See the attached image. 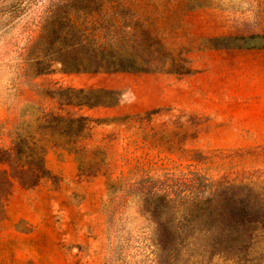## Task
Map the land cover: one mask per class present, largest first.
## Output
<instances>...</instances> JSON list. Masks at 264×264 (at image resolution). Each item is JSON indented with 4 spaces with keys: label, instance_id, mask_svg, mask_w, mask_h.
Listing matches in <instances>:
<instances>
[{
    "label": "rangeland",
    "instance_id": "obj_1",
    "mask_svg": "<svg viewBox=\"0 0 264 264\" xmlns=\"http://www.w3.org/2000/svg\"><path fill=\"white\" fill-rule=\"evenodd\" d=\"M116 2L132 10H120L121 24L140 28L114 71L94 70L84 49L63 56L59 32L44 39L49 0H0V147L21 122L36 138L39 125L47 146L33 188L4 166L13 182L0 264H264V223L250 222L264 212L250 202L264 193V132L244 130L261 119L242 117L264 97V0ZM110 6L96 0L95 16ZM55 59L92 69L63 72ZM51 114L95 121L75 138L79 127ZM77 145L105 149L98 174L80 172L65 149ZM238 178L247 184L217 187ZM212 188L213 215L198 223L190 214ZM182 226H200L204 239L183 240Z\"/></svg>",
    "mask_w": 264,
    "mask_h": 264
},
{
    "label": "trees",
    "instance_id": "obj_2",
    "mask_svg": "<svg viewBox=\"0 0 264 264\" xmlns=\"http://www.w3.org/2000/svg\"><path fill=\"white\" fill-rule=\"evenodd\" d=\"M122 1L130 3V5L134 7H138L139 3V0ZM102 2L111 4V6L109 7V11H106L100 18L99 16H95V11L93 10L96 0H49V5L47 7L49 15L46 19L44 28L45 36L43 37L47 40L59 32L62 36L61 42L58 43L57 41L53 45H60V53L65 57H69L72 53L77 55V50L84 49L88 59L97 60V65L94 70H124L119 66L123 57H132L134 54V46H128L127 41H132L133 34L140 28V25L137 22H130V24L122 22L124 25L121 24L120 20L122 14L120 10L127 9L132 11L129 5H123L122 3L118 5L116 0H102ZM112 3L116 4L114 8ZM128 14L130 13L128 12ZM142 32L151 34L149 30H142ZM61 36L58 34L57 38ZM54 61L62 66L63 72H79L92 69L85 67L86 64L83 59L74 66L66 64L64 60L60 59H55ZM128 69L134 68L128 66ZM50 116L54 117L59 124L69 122V124L79 127L71 131V135L75 138H84L85 135L83 133L90 131L89 123L95 121L89 117L74 116L72 114H57L56 116L51 114ZM48 118V114L42 113L41 116L35 119V123H41L42 119L46 120ZM141 119L142 117L140 115H135L128 116L123 121L131 122ZM34 130L38 138L32 136L33 132L25 131V127H23V123L21 122L15 126V130L11 134V146L9 148L0 147V215L5 206V201L10 197L12 189L13 180L9 176L10 170L7 167L14 166L22 175L27 176L29 180L26 181L30 182V184H28L29 188L38 185L44 176V159L47 146L43 143V130H41L40 126L37 125ZM65 149L75 155L79 163V170L82 174L88 175L89 173V175H96L102 170L105 164L107 153L104 148L95 147L90 149L85 146L77 145ZM257 179H260V176H258ZM234 183L239 185L244 183L247 184L244 178H238L229 181L224 180L220 182L217 187ZM248 183L251 188H255L252 183ZM24 184L26 185V183ZM124 185L125 187L131 186L129 182H124L123 186ZM160 197L165 199L167 196L163 194L160 195ZM250 197V202L254 201L255 204L259 205L260 211L257 214H260V212L262 213V211H264V193L252 194ZM214 198H216V188H212L207 196L195 202L196 210L190 214V216L193 217L196 215L199 217L200 221L198 223L209 222L210 217L213 215V211L210 210V207L212 206ZM239 213L245 215L244 212ZM241 218L242 222L247 220L244 216H241ZM250 222L256 224L264 223V212L263 216L255 220H250ZM201 230L200 226L193 229L184 226L179 228L180 233L184 236L183 240H203L205 232ZM181 246L183 247L182 244ZM199 258L194 259V257H189V259H193L192 264H209L211 262H205L201 256ZM225 260L227 261V259ZM178 262H185V259H181ZM232 262L240 264L241 259H235Z\"/></svg>",
    "mask_w": 264,
    "mask_h": 264
},
{
    "label": "crops",
    "instance_id": "obj_3",
    "mask_svg": "<svg viewBox=\"0 0 264 264\" xmlns=\"http://www.w3.org/2000/svg\"><path fill=\"white\" fill-rule=\"evenodd\" d=\"M252 107H254L255 110L258 111L259 113L243 114L242 117L244 121L248 122L252 117H253L252 119L259 118L261 119V121L252 122L250 126L247 125L248 128H245L244 130L251 131V132H264V97L261 100H259L258 103L254 102ZM256 126H259V128H256Z\"/></svg>",
    "mask_w": 264,
    "mask_h": 264
}]
</instances>
